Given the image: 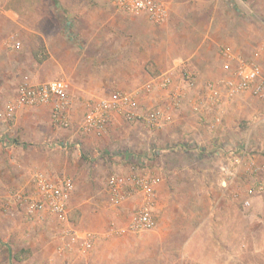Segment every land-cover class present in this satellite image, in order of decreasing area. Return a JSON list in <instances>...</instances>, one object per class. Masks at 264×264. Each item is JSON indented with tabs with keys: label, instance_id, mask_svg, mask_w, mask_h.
I'll return each instance as SVG.
<instances>
[{
	"label": "rangeland",
	"instance_id": "374dc122",
	"mask_svg": "<svg viewBox=\"0 0 264 264\" xmlns=\"http://www.w3.org/2000/svg\"><path fill=\"white\" fill-rule=\"evenodd\" d=\"M199 1L201 0H190V3H195L198 9L205 8V12L209 9H212L213 13L216 11L214 24L220 25V29L215 34L217 47L214 45L211 49L205 46L206 50L197 52L199 55L196 59L200 63L209 61L208 64L214 66V74L204 79L202 83L197 82L195 76H190L189 79L186 77L188 80L186 89L197 90L196 94L202 97L199 100L183 97L167 101L164 100L166 96L164 93L158 94L161 99L157 100L151 95L153 89L146 91L139 88L137 112L144 114L149 109L160 108L169 119H165L159 125H151L141 119L129 120L124 114H117L115 123H109L104 131L91 132L87 135L77 129L84 112L96 98L128 86L126 76L122 74L125 68L103 66L101 59L103 56L92 62L91 56L94 53L92 48L83 52L81 48L72 45L64 60V56L58 57L55 51V55L50 60L47 61L45 58L39 64L34 62L30 64L32 59L28 48H22L21 44L15 45L19 35L14 28L9 27L15 35L11 34V37L4 40L0 47V264H70L65 260L68 255L71 258V253L58 251L59 229L55 230L54 227H46V225L49 222V226L55 223L58 227L60 222L74 221L69 216L68 220H63L50 212L30 210L28 207L36 198L32 176L37 171L47 173L49 177L72 178L74 196L87 200L91 211L94 200L99 202V209L105 213L111 209L106 195V180L109 175L125 174L132 166L140 172L150 171L160 174L164 170L170 171L168 173L175 174L176 178L166 180L163 185L168 194L167 202H164L163 206L167 209L169 217H172L177 212V165H179L176 146L175 109L177 107L186 112L198 107L193 111L201 117L202 124L208 126L209 123L217 122L216 117H219V127L224 126V130L228 129L224 131L223 146H215L214 149L215 155L224 157V165L219 166V169L222 167L220 172H212V175L206 179L209 183L213 182L214 207L216 211L219 209V213L215 215L217 222H214L212 227L213 251L209 253L213 257V264H264V92L256 94L251 90H245L228 95L224 85L228 78L236 77L234 71L241 63L257 69L259 78L264 82V0H205L200 3ZM51 4L57 5L60 12L81 5L87 18V20L84 18L85 32L88 31V18L92 20L95 18L99 22L101 32L106 33L110 28L111 30L115 28L116 18L128 15L127 11L114 0H0V13L3 14V11L12 8L20 12L25 23L30 25L31 12L39 5H43L40 10L43 13ZM132 16L144 20L148 18L142 12L132 13ZM60 18L61 27L65 20L70 19L67 12L66 15L61 12ZM3 21L0 18V32L6 34L5 30L8 29L1 27L5 23ZM123 22L125 25V20ZM196 22V27L201 31L206 24V17L198 18ZM182 23L186 21L183 20L181 25ZM14 24L11 22L9 25ZM155 26H158L156 29L161 28L159 27L161 25ZM49 27V32H52L55 24ZM151 29L156 35L157 32ZM188 30L189 28H186L185 32ZM144 31H139L142 32L140 35L148 36L149 34ZM153 32L151 34H154ZM195 36L199 39V36L201 38L203 35L199 32ZM130 37L133 39L132 33ZM28 45L29 43L26 47ZM114 45H118V42ZM83 53H85L84 58ZM58 62L65 65L58 66ZM38 67L39 76L42 78L38 76L35 78L39 82L64 78L69 83L66 96L68 107L65 111L67 126L58 125L53 121L51 104L17 106L11 115L8 113V105L15 99L22 78L27 76L31 82L36 83L33 81L34 75L37 74L34 71ZM78 76L82 83L93 77L103 80L104 83H81L82 86L93 87L95 92L84 99L77 97L72 100L71 94L79 89ZM106 78L119 80L121 83L118 85L122 88L98 92L102 86H105ZM214 109L221 115L213 116ZM204 134L205 132L203 137L211 136L209 133L205 136ZM84 135L87 139L86 145L82 146L83 148H79V145L75 146ZM160 135H163L162 143L159 140ZM156 140L159 143H156ZM198 149L199 161L196 165L204 169L210 163H203L200 159L203 155L210 156L212 152L207 148L205 153H200L201 149ZM64 156L65 160L62 159ZM118 162L121 165L119 169L116 168ZM226 168L229 172L222 174L221 171H225ZM223 180L226 181L225 184ZM226 187L229 188L230 194L225 193L221 203L217 194ZM26 197H29L27 201ZM230 198L235 202L227 205ZM234 204L239 208L240 216L231 208ZM137 205H134L133 211ZM155 209L158 210L159 207L155 206ZM243 220L245 222H242ZM43 222L45 226H39ZM157 228L143 232V239L154 245L151 244L148 250L152 254L155 251V244L159 246L160 242H165L163 232L165 228H161V232H158ZM203 229L205 231V227ZM172 234H168L171 239L174 238ZM158 248L160 249V246ZM174 250L177 251V247ZM161 251H164L166 256L151 259V264L154 262V264H177V259L167 255L169 249L163 247L159 250ZM203 252L205 253V250ZM64 253L66 257L63 256ZM207 259H204L202 264H206ZM212 260H208L207 264H212ZM76 263L74 261V264Z\"/></svg>",
	"mask_w": 264,
	"mask_h": 264
},
{
	"label": "crops",
	"instance_id": "0c3cea01",
	"mask_svg": "<svg viewBox=\"0 0 264 264\" xmlns=\"http://www.w3.org/2000/svg\"><path fill=\"white\" fill-rule=\"evenodd\" d=\"M163 1L168 8V12L165 21L161 24H153L147 17V20H144V18L141 19V17L132 16V13L126 12L128 15H125L123 18H116V22H114L115 28L112 30L110 28L106 33L101 32L99 22L95 18L94 20L88 18V31H84L86 12L83 7H80L81 5H77L74 9L61 10L64 15L67 12L70 18L63 22L62 27L59 23L61 12L58 10L57 5L51 4L43 13L40 12L43 5H39L29 16L30 25L25 23L24 17L20 12L9 8L3 11V14L0 13L1 20L5 21L1 27L8 29L5 30L7 35L0 32V47L3 45L2 42L13 34V30L9 28L12 27L15 32H18L16 34L19 35L18 40L15 42L21 44L22 48H28L27 50H29V55L32 59L30 64L36 62L32 52L33 48L30 45V35H36L41 38L47 55V61L55 55V51H57L58 57L63 55L64 60L70 51V45L81 48L83 52L86 49L92 48L91 50L94 53L91 56V61L94 62V59L103 56L101 58L103 66L111 68L112 66H120L125 68L122 74L126 76V84L128 85L126 88H122L118 85V83H121L119 80L106 78L105 86L101 85L102 87L98 92H108L118 87L126 91H137L139 97L137 89L142 88L146 82L152 81L156 85L151 95H154V98L157 100L161 99V96H158V94L164 93L166 95L164 100L166 99L167 101L183 97L189 100H199L202 96L196 94L197 90L186 89L188 84L186 77L189 79L190 76H195L197 82L202 83L204 79L214 74V66L208 64L209 61L200 63L196 59L199 55L197 52L203 51L205 46H208L207 48L211 47V49L214 45L216 46L215 34L220 29L218 23L214 24L217 12L214 11L213 13L212 9H209L207 12H205V8L198 9L195 3H190V0ZM203 1L205 0H201L199 3ZM203 17H206V24L200 31L199 27H196V20ZM224 19L226 20V18ZM123 20H125V25H123ZM183 20L186 23H182L181 25V21ZM11 22L15 24L13 26L9 25ZM53 24H55V29L49 32L48 28ZM155 25H161L159 26L161 28L156 29L158 26ZM151 28L157 32L156 35ZM186 28H189L188 32H185ZM141 30H145L144 32L149 35L141 36L142 32H139ZM151 32L154 34H151ZM199 32L203 36L201 38L199 36L198 39L195 35H198ZM130 33H132L133 39L132 37L129 38ZM177 35H180V37H177ZM117 42L118 45H114ZM27 43H29L28 47H26ZM84 55L85 53H83V58ZM61 64L58 62V66L65 65V63ZM39 67L34 71L37 73L34 75V82H39L35 78L36 76L40 77L38 72ZM212 69L213 71H211ZM163 76L170 79L169 85L167 84L165 87L158 85V81ZM93 82L104 83L103 80H97L95 77L88 78L87 81H83L82 83L78 76L77 85L79 89L71 94L70 98L72 100L77 97L84 99L88 95H92L95 92L94 88L82 86L81 83L93 84ZM169 96L171 97L169 98ZM151 97L153 98V96ZM195 108L197 109L198 107ZM195 108L191 109V112H186L178 107L175 109L177 117L176 146L177 154H179L177 162L179 165H177V212L172 217H169L167 209L163 206L164 202H167L166 195H168L163 185L167 182L166 180L176 178L174 177L175 174H170L168 173L170 171L167 172V170H164L160 174L148 171L159 178L158 184L155 185L153 194L150 196L151 213L155 221L152 229L158 227L157 231L161 232V228H165L163 232L167 235H164L166 240L164 239L165 242L158 243L161 250L163 247L169 249L167 255L173 259H177V264H202L204 259L209 258L207 261L213 259L209 255L213 251L214 246L212 227L213 223L217 222L215 215L219 213V209L216 211L214 207L215 198L212 196L213 182L209 183L206 179L212 175V172H220L222 167L219 169V166L224 165V157L221 158L215 155L216 151L214 149L220 145L223 146L222 143L225 142L223 140V136H225L224 131L228 129L224 130V126L219 127V117H216L217 122L209 123L208 126L202 124L200 122L201 117H198L195 114L196 112L193 111ZM200 109L202 110V108ZM212 114L213 116L221 115L215 109ZM117 117V114L113 115L109 123H115ZM184 119L187 121H183ZM204 132V136L206 133H209L211 136L209 135L210 137L208 138L206 136L203 137ZM86 135L82 137L83 139L79 140L81 143L77 141L75 146L79 145V148L84 147L86 145L85 142H87ZM160 138L159 140L162 143L163 135H160ZM156 143H159L158 140H156ZM197 147L201 149L200 153H205L207 148L212 152L210 156L203 155L200 159L203 163H210L204 169L196 165L199 161L197 157L199 149ZM65 158V156L62 157L63 160ZM75 158L77 159L76 156ZM120 167L121 165L118 162L116 168L119 169ZM228 168L223 172L221 171V173H228ZM129 172L130 169H127L125 174ZM46 175L48 174L46 173ZM51 178L58 179L53 176ZM223 183L225 184L226 181L223 180ZM228 189L227 187L226 189L223 188L222 191H224L217 194L221 203L223 202L224 194H230ZM106 195L111 207L106 213L99 209L100 203L95 200L92 204L93 210L91 211V207L86 202L87 200H82L80 196L77 198L73 193L69 201V208L78 209V222H60L61 224L58 227L55 226V223L51 224V226H49V222L47 223L46 227H54L55 230L59 229V239L57 237L60 243L58 248L59 253L64 251L72 255L71 258L68 255L65 262L74 264V261L76 263L77 260L78 263L76 264H151V259L155 260L166 256L164 251L159 252V246L156 244L153 254L148 251L149 247H151L150 245H153V243L149 241L147 243V240L143 239V232L149 230L134 231L129 228V221L133 214L132 209L134 205L139 204L140 197L131 196L125 200L113 203L109 200L108 194ZM232 202L234 203L235 201H233V198H230L227 201V205H230ZM155 206L159 207V209H155ZM231 208L240 216L239 208H236L235 204ZM242 222H245V220ZM44 223H41L39 226H45ZM203 227H205V231ZM208 228L210 229L208 230ZM88 233L91 237V245L90 247H85L84 241ZM170 233H173V239L168 235ZM176 247L177 251L174 250ZM203 250H205V253ZM66 253L63 254L64 257H66Z\"/></svg>",
	"mask_w": 264,
	"mask_h": 264
},
{
	"label": "built area",
	"instance_id": "2783aa9c",
	"mask_svg": "<svg viewBox=\"0 0 264 264\" xmlns=\"http://www.w3.org/2000/svg\"><path fill=\"white\" fill-rule=\"evenodd\" d=\"M123 10L130 13H145L153 23H161L167 16V6L162 0H114ZM15 45H19L18 42ZM236 77L228 78L224 85L228 95L251 90L253 93L264 92V82L259 78L258 70L241 63L234 71ZM170 79L163 76L158 85L165 87ZM156 84L146 82L142 87L150 91ZM69 83L64 78H55L45 82L33 83L27 76L22 78L13 102L8 105V113L14 112L17 106H33L51 104L52 118L58 125L67 126L65 114L68 107L66 99ZM137 91L113 90L104 97L92 101L82 119L78 123V131L85 134L104 131L115 114H124L125 118L141 119L151 125H159L168 116L160 108L149 109L144 114L138 111ZM159 122V123H158ZM159 178L152 173L140 172L131 167L128 174L113 173L107 177L106 188L109 200L113 203L131 196H139L140 202L134 209L129 221V228L134 231L150 230L155 221L151 213V199ZM32 185L36 194L30 202V210L50 212L60 219L67 220L69 201L74 191V183L70 177L52 179L46 173L37 171L32 176ZM19 197V194H17ZM26 197V201H27ZM142 200V201H141ZM90 234L84 241L85 247H90Z\"/></svg>",
	"mask_w": 264,
	"mask_h": 264
},
{
	"label": "trees",
	"instance_id": "16d2710c",
	"mask_svg": "<svg viewBox=\"0 0 264 264\" xmlns=\"http://www.w3.org/2000/svg\"><path fill=\"white\" fill-rule=\"evenodd\" d=\"M30 45L33 48V56L36 60V62L34 64L40 63L42 62L45 58H46V52H45V48H44V44L41 40V38L39 36L36 35H30ZM68 216L71 220L74 221V223H76L78 221L79 218V211L76 209H71L68 212ZM15 258L18 259V257L15 256Z\"/></svg>",
	"mask_w": 264,
	"mask_h": 264
}]
</instances>
